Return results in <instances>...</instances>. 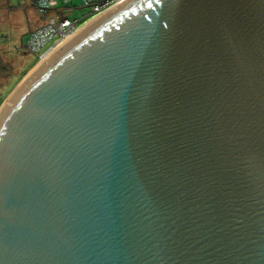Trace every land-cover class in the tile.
Returning a JSON list of instances; mask_svg holds the SVG:
<instances>
[{
    "label": "water",
    "instance_id": "95a60500",
    "mask_svg": "<svg viewBox=\"0 0 264 264\" xmlns=\"http://www.w3.org/2000/svg\"><path fill=\"white\" fill-rule=\"evenodd\" d=\"M0 264H264V0H122L37 64Z\"/></svg>",
    "mask_w": 264,
    "mask_h": 264
},
{
    "label": "rangeland",
    "instance_id": "374dc122",
    "mask_svg": "<svg viewBox=\"0 0 264 264\" xmlns=\"http://www.w3.org/2000/svg\"><path fill=\"white\" fill-rule=\"evenodd\" d=\"M90 12L91 8L84 6L83 0H73L64 16L70 20L78 19L81 28L91 20L92 17H85ZM47 15L49 17L51 13ZM43 23L28 0H0V86L7 84V91L13 85L12 77L23 75L24 78L42 61L38 54L28 52L24 45L28 34Z\"/></svg>",
    "mask_w": 264,
    "mask_h": 264
},
{
    "label": "built area",
    "instance_id": "2783aa9c",
    "mask_svg": "<svg viewBox=\"0 0 264 264\" xmlns=\"http://www.w3.org/2000/svg\"><path fill=\"white\" fill-rule=\"evenodd\" d=\"M42 17L43 25L31 31L24 48L38 54L40 60L47 58L58 47L68 41L80 29L79 20H70L64 16L65 10L73 0H28ZM122 0H83V5L91 8L85 17H97ZM51 13L48 17L47 14ZM90 18V19H92Z\"/></svg>",
    "mask_w": 264,
    "mask_h": 264
},
{
    "label": "crops",
    "instance_id": "0c3cea01",
    "mask_svg": "<svg viewBox=\"0 0 264 264\" xmlns=\"http://www.w3.org/2000/svg\"><path fill=\"white\" fill-rule=\"evenodd\" d=\"M21 78H23V75H18L17 78L12 77L11 79H14L11 89L9 91H7L8 86L7 84L1 85L0 86V108L3 105V103L5 102V100L9 97V95L13 92V90L16 88V86L20 83V81L22 80ZM2 88V89H1Z\"/></svg>",
    "mask_w": 264,
    "mask_h": 264
}]
</instances>
